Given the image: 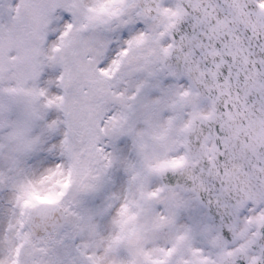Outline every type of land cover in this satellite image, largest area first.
<instances>
[{"label": "snow or ice", "instance_id": "obj_1", "mask_svg": "<svg viewBox=\"0 0 264 264\" xmlns=\"http://www.w3.org/2000/svg\"><path fill=\"white\" fill-rule=\"evenodd\" d=\"M0 264H264V0H0Z\"/></svg>", "mask_w": 264, "mask_h": 264}]
</instances>
